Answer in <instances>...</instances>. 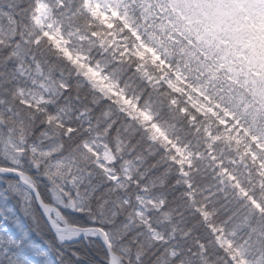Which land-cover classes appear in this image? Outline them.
Segmentation results:
<instances>
[{
  "label": "snow or ice",
  "instance_id": "snow-or-ice-1",
  "mask_svg": "<svg viewBox=\"0 0 264 264\" xmlns=\"http://www.w3.org/2000/svg\"><path fill=\"white\" fill-rule=\"evenodd\" d=\"M73 38L115 40L111 75L90 52L73 51ZM42 46L99 93L92 104L110 101L102 118L85 107L77 127L48 113L73 91L79 103L80 84L52 74ZM132 77L157 106L125 91ZM165 110L203 141L232 212L197 201L201 153L159 119ZM143 140L150 145L138 151ZM151 146L163 151L149 167L176 168L207 231L186 250L157 248L168 240L153 214L171 222L173 213L142 183ZM0 264H264V0H0Z\"/></svg>",
  "mask_w": 264,
  "mask_h": 264
},
{
  "label": "trees",
  "instance_id": "trees-1",
  "mask_svg": "<svg viewBox=\"0 0 264 264\" xmlns=\"http://www.w3.org/2000/svg\"><path fill=\"white\" fill-rule=\"evenodd\" d=\"M114 44L115 40L106 42L105 45L101 47L91 45L87 41H85L82 45L79 39L73 38L71 47L73 51L90 52L94 59H99L101 65L104 67L105 73L111 75L110 70L116 67L115 63H113L116 55V52L113 51L112 48V45ZM51 71L52 74H56L54 69H51ZM126 71L129 74L131 73V69H127ZM61 75L64 76L66 82L73 86V89H75L77 83L80 84L79 95L81 97V101L84 102L88 99L87 96L90 97L89 92L81 86V83H79L78 80L74 79L73 74L65 67L61 68ZM25 83L27 84L26 81ZM127 85L128 86L125 88V91L129 95H143L146 107L149 106V102H151L153 106H157L156 94L151 88H148L146 83L140 78L132 77L131 79H128ZM120 86L125 87V82L123 80H121ZM69 96L73 99L75 91L69 94ZM89 99L93 98L90 97ZM89 104H91V102H89ZM81 107L84 108V106ZM95 107L96 109H92L91 113V119L93 121L97 118H102L101 114H99L102 110L100 105ZM52 108L54 107H48L47 111L49 112ZM157 110L159 111V108H157ZM53 113L54 112L51 114ZM159 119L162 122L167 121L172 123L174 125L173 131L181 136L182 142L189 143L194 152L201 153L202 159L195 162L197 171L195 172V176L192 178L193 190L197 201L201 203H208L209 206L218 211L222 217L229 212H232V210L236 208L235 199L225 187L221 186L220 178L216 175L211 161L207 157L203 156V141L199 137L190 134V131L187 129V126L183 124L181 118L170 115L167 110L161 113ZM42 127L43 125H38L37 130L39 131ZM132 133L134 136H139L140 138L142 137L140 136V132L138 130H133ZM135 141L137 145L140 143V141ZM145 143L147 142L143 140L138 151L149 146ZM152 149L156 155L148 157L147 164L144 165L147 171L145 179L142 183L154 186L153 191L151 192L152 197L157 200L164 199L167 202V211L173 213L171 222H165L161 219L160 215L155 213L153 214V226L157 228L160 234L164 235L168 240L167 244L157 245V248H159L160 251H163L166 247H178L181 250H186L195 242L196 239L207 240V233L203 229L204 227L199 224L198 217H196L189 208L190 204L188 200L184 201L183 199H178L180 194L186 198V191L181 183H177L179 178L176 168L166 164H161L156 168L149 167L155 159L157 160V158H160V155L155 151V148ZM217 154L221 155L222 153L218 152ZM225 161L227 163V155H225ZM131 194L134 196L136 194V189L133 188L131 190ZM234 214L235 213H233V215ZM173 228L177 229V235L175 237L172 235ZM188 228L193 229L192 239L188 241L180 239L179 233ZM97 256H99V253H97Z\"/></svg>",
  "mask_w": 264,
  "mask_h": 264
},
{
  "label": "rangeland",
  "instance_id": "rangeland-1",
  "mask_svg": "<svg viewBox=\"0 0 264 264\" xmlns=\"http://www.w3.org/2000/svg\"><path fill=\"white\" fill-rule=\"evenodd\" d=\"M61 47H63V43H61ZM37 55H39L40 58L43 60L44 65H46L47 68H49V69H54L55 70V73L61 74V68L62 67H65L68 71H70L73 74L74 79L78 80L79 83H81V86L85 90H87L89 92V95H90L91 98H94V96L95 97H99V93H93L91 85L82 76L75 75L72 72V70L68 67L67 64H65L62 60L57 59V53L56 52H53L51 49L47 48L46 46H42L39 49ZM77 62H79V59L78 58H77ZM29 87H31L30 84H29ZM90 97L87 96L88 99L85 100L84 102L83 101H80V103H76L74 99H71V97L69 96V94H64L62 96L56 97L55 101L53 103H51V104H48L46 107L47 108L50 107V106L54 107L48 113L51 114L52 112H54L52 115H61V116H63V118L65 120V123L74 124L75 126L79 127L80 126V123H86L84 121H79L78 122V121L75 120V114H76V112L83 109V107H81V106H84V108L91 106L92 109H94V108L96 109L95 106L100 105V108L102 110H101V112L99 114H101V116H102V113L110 107V101H108V100H102V99L101 100H97V102L95 104H92V103L89 104V102H92V100H93V99H89ZM111 107L114 110V106H111ZM61 109H64V111L61 112ZM116 115L120 119H123L124 120L123 121V124H131V121L127 120L126 118H124L122 116L123 113H117ZM135 130H138L140 132V136H143V133L139 130V126H136V129ZM131 137L134 138L137 141H140L141 140V138L139 136H134L132 132H131ZM145 142H147L145 144L150 145V142H148L147 140H145ZM151 147L152 148H155V151L159 155H161V153L163 151L162 149H159L158 150V149H156L155 146H151ZM157 160H159V159L157 158ZM225 163H226V161H225ZM171 167L175 168L174 166H171ZM178 178H179V181H181L180 182L181 185L184 187L183 182H182L181 178L179 177V175H178ZM185 191H187L186 188H185ZM178 199L179 200L183 199L184 201H187V199L182 194H180V196H179ZM191 207H192V205L190 204L189 208L191 209ZM176 208H177V206H176ZM203 229L207 233L206 229L205 228H203Z\"/></svg>",
  "mask_w": 264,
  "mask_h": 264
}]
</instances>
